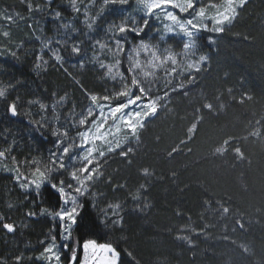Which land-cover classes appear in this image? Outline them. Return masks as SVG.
<instances>
[{"label": "trees", "instance_id": "trees-1", "mask_svg": "<svg viewBox=\"0 0 264 264\" xmlns=\"http://www.w3.org/2000/svg\"><path fill=\"white\" fill-rule=\"evenodd\" d=\"M131 5L128 14L138 17ZM17 8L22 26L6 37L0 32V87L7 89L0 99V151L10 149L0 159L29 176L37 166L43 171L49 153H61L65 146L67 137H55L53 131L69 130L93 104L118 105L138 90L129 72L128 46L106 68L90 63L94 55L84 58L92 41L84 36L71 0H52L51 5L47 0H0V19ZM54 11L62 13L61 20L52 19ZM111 15L106 8L101 22H109ZM68 22L77 31L57 44L64 33L59 25ZM155 26L150 21L149 27ZM36 36L51 40L60 59L45 49L36 69L42 48ZM197 44L205 59L201 69L188 75L191 86L170 91L165 99L169 113L138 135L137 165L147 167L151 176L141 181L134 167L107 165L96 187L101 201L113 198L124 209L118 224L100 215L101 201L84 198L88 230L74 227L72 239L63 242L58 220L39 215L42 208L55 212L61 206L57 199L48 200L50 184L38 197L0 172V261L16 264V257L23 256L20 264H45L37 257L55 236L60 264H73V248L75 264H85L86 240L108 248L90 249L86 264H225L223 253L229 248L236 264H264V0H249L220 35L202 34ZM12 102L17 116L8 111ZM219 208L229 210L228 216ZM30 211L37 215L29 216ZM3 223H12L15 231L8 233ZM239 243L250 246L251 255Z\"/></svg>", "mask_w": 264, "mask_h": 264}, {"label": "rangeland", "instance_id": "rangeland-1", "mask_svg": "<svg viewBox=\"0 0 264 264\" xmlns=\"http://www.w3.org/2000/svg\"><path fill=\"white\" fill-rule=\"evenodd\" d=\"M248 1L196 0V9L189 10V12L183 14L178 13L181 19L192 18L193 23L199 25L198 28L189 26V31L192 33L191 36L177 32L175 35H168L163 43L153 40L152 42L160 44L159 49L142 51L140 55H136L135 53L129 55L128 52L131 45L126 44L125 47L128 46V48L125 54L129 65V72L134 86L138 90V94L129 96L125 102H121L118 105L105 102L93 104L87 111V117L75 124H71V128L66 131L67 138L64 135L62 136L65 138L64 147L70 148L69 156L64 158L65 167L62 169L58 167V157L61 153H56L57 163L55 164L52 163L53 153H49V164L46 167L55 169L50 173L49 180L52 183H55L54 180L63 181L65 190L77 195L78 202L82 204L84 198L95 199L96 202L101 201L102 197L97 194L96 187L105 179L104 175L108 172L106 169L107 165L116 169L122 166L134 167V173L138 180L143 181L148 179L151 176L149 169L141 166V164L137 165V156L140 153H135V151L140 147L138 140L139 133L145 130L152 122L157 123L161 119L163 120L165 114L169 113L165 111L167 94L170 91L182 89L184 84L190 87L191 84L187 83L188 75L203 67L205 58L200 54L197 38L202 34H207L211 37L220 35L223 29L238 16L239 11ZM102 3L103 0H96L94 6L88 7L91 4V0H77V5L82 11L79 13L81 29H86L83 31L84 36L87 33L86 36L92 41L90 51L86 49L83 52L85 53L84 58L89 59V57L94 55L93 58L96 60L92 61L91 59L90 63L94 64L97 61L102 63L104 68H106V64L109 61L112 62L113 59L116 60L124 49L118 48L114 44L112 34L107 33L106 29L110 23L115 22L119 24L122 18L128 17L129 14L126 9L130 8L128 6L130 3L135 6V9L137 5L135 0H129L127 5H109L107 7L108 12H112L109 22L106 24L101 22L103 13L97 20L95 31L89 32L83 24V12L87 8L92 15H95ZM201 8L204 10V16L199 17L192 14L193 12H198ZM17 13L20 15L18 8L16 11L10 13V21L8 19H0L1 35L22 26L24 20L19 18V15H16ZM137 18L141 19L142 17L138 14ZM150 21L156 24V28L149 35L158 37L156 29L161 28L162 23L156 21L154 18ZM164 23H167V21H164ZM79 32L80 30H78L77 34ZM3 37L6 36L3 35ZM98 39L102 42L107 41L103 48L98 46L96 42ZM116 39H121V37L117 35ZM141 39L135 42L132 41V43L138 44ZM53 52L55 56H59L58 52ZM64 62L67 61L64 60ZM68 65L67 67H71ZM115 67V64L112 65L110 71H114ZM69 157H72L73 160L70 161ZM74 168L78 178L84 181V187L87 188V192L83 196L74 191L76 187H79L77 181L71 176ZM82 169H87V171L84 172ZM5 173L11 174L15 180L13 172ZM29 178H32L31 174H29ZM48 184V181H45L44 185ZM98 208L100 215L106 219L114 220L116 222L114 223L115 225L118 224V219L123 216L124 209L113 198L108 201H101ZM229 212L225 208L223 210L219 208V213H222L223 216H228ZM253 223L257 224L255 221ZM250 224L252 223L250 222ZM238 246L244 254L251 255L250 246L240 243ZM59 252L61 254L60 247ZM233 252L231 248L224 251L225 264H236L235 262L237 261L232 257ZM44 262L45 264H56L54 259Z\"/></svg>", "mask_w": 264, "mask_h": 264}, {"label": "snow or ice", "instance_id": "snow-or-ice-1", "mask_svg": "<svg viewBox=\"0 0 264 264\" xmlns=\"http://www.w3.org/2000/svg\"><path fill=\"white\" fill-rule=\"evenodd\" d=\"M137 8L135 11L140 14L142 17L141 19H138L137 17L132 16L131 13H129L128 17L122 18L120 23L117 24L115 22H112L108 25L106 31L107 33H111L113 36L114 44L118 48H124L125 45H131L130 50L128 52L129 55L132 53H135L136 55H140L142 51H147L149 49H159L160 44L152 42L153 40H157L160 43H163L166 40V37L168 35H175L177 32L185 33L188 36H191L192 33L189 31V26L191 27H199V25H195L193 23L192 18L188 19H181L178 13L183 14L189 12V10H194L197 8V2L196 0H135ZM96 3V0H91V4L88 7L94 6ZM129 3V0H103V3L100 5L99 11L92 15L87 8L84 10V20L83 24L86 26L89 32L95 31L97 27V20L100 18V16L105 12V9L109 5H127ZM47 4L51 5L52 0H47ZM29 11H33V5L31 3H28ZM71 8L74 13H80L81 8L77 5V0H71ZM171 9V10H170ZM37 11H44V9L37 7ZM195 16L202 17L204 16V10L201 8L198 12L192 13ZM16 15H19L18 13ZM62 13L60 11H54V14L52 16V19L54 20H61ZM3 18L11 20V16H4ZM155 19L156 21H160L162 23L161 28H157L156 32L158 33V37H152L149 34L152 33L153 29L149 27L150 20ZM164 21H167V23H164ZM61 29L64 30L63 37L60 40H57L56 43H62L63 39L65 37H68L71 35V33L76 32L77 29L73 26L72 22L68 23H61L59 25ZM147 29V32L145 31ZM129 34H133L131 36V39H129ZM5 36L8 35V33H4ZM119 35L121 39H116V36ZM143 36L144 39H141L138 44H133L132 41L136 39V37ZM37 40H40L42 44L41 48V55L37 57V63L35 65L36 69L41 68V63L39 61H42L43 59V52L45 49H48L51 52V55L54 56L55 59L59 60V56H55L53 49L51 47L52 41L51 40H41L40 36H36ZM98 46L100 48H103L105 46V43L107 41L102 42L101 40H96ZM73 52L76 54H79L80 48L74 44L73 45ZM9 55H11L14 58L19 59V57L16 56L15 52L9 51ZM46 63L47 61H43ZM7 89L5 87H0V99L6 98ZM41 109H44V105H40ZM8 111L10 115L17 116V106L15 102H12L9 104ZM43 119V117H42ZM33 124H38L35 121H31ZM55 137H60L61 135L66 136L67 132L60 133L59 131H53L52 133ZM63 143V141L60 139L57 142V148H60V145ZM10 151V149H6L4 151H0V158H4L6 152ZM70 153L69 147H63L61 150V154L58 157V167L64 168L65 162L64 158L68 157ZM70 161L73 160L72 157H69ZM32 163L38 164L39 162L37 160H33ZM52 163H57V155L56 153H53ZM12 164L15 166L16 164V158L12 157ZM73 166V165H72ZM74 167V166H73ZM55 169L51 167H46L43 171L39 166L35 168L34 171L31 172V179L29 176L24 175L23 172L20 171L19 167H12L9 168L7 164H4L2 162V159H0V171L5 172H13L15 174V180L19 184V187L25 192L28 193L30 191H34L36 196H41L42 192L41 189L45 183V181H48L50 184V190L47 191V197L49 201H52L53 199H57L59 204L61 205L59 207L58 211H50L48 208H42L40 210L39 215L44 216L48 215L52 218L53 221L59 220L60 222V229H61V238L63 241H69L72 239V231L75 227L77 230H88L89 227V221L86 214H84V206L83 204L78 202L77 195L67 192L63 186V181L60 182L59 185L56 183H52L49 180V175L52 171ZM82 171L86 172L87 169H82ZM71 176L74 180L77 181L79 187L75 188V193H78L80 196H83L87 192V188L84 187V181L79 179L77 176V172L74 168V170L71 172ZM26 181V182H25ZM71 187V186H69ZM58 194V195H57ZM9 208L13 207L12 204L8 205ZM29 216L35 217L37 214L34 211H30L28 213ZM3 220V217L0 216V221ZM3 229H5L8 233H12L15 231V227L12 223H3L2 224ZM43 243V242H42ZM64 248L67 249L68 245L64 244ZM90 249L95 252V250L99 249L101 252L107 251L108 248L104 244H97L94 240H86L83 243V255L85 264L89 258V251ZM23 259V256L16 257V264H20V261ZM38 260H44L46 262L52 261L53 259L56 261V264H60V252H59V246L56 244V237H51V243H49L43 250V253H41L38 257ZM71 259L73 261V264H75L76 260V248L72 249L71 253ZM0 264H7V261H0ZM102 264V262H101Z\"/></svg>", "mask_w": 264, "mask_h": 264}]
</instances>
